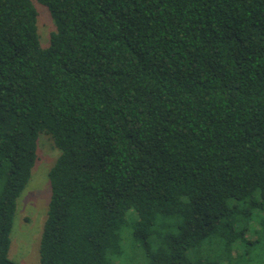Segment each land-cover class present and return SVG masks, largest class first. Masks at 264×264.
Instances as JSON below:
<instances>
[{
	"label": "trees",
	"instance_id": "trees-1",
	"mask_svg": "<svg viewBox=\"0 0 264 264\" xmlns=\"http://www.w3.org/2000/svg\"><path fill=\"white\" fill-rule=\"evenodd\" d=\"M41 136L39 264H264V0H0V264Z\"/></svg>",
	"mask_w": 264,
	"mask_h": 264
},
{
	"label": "rangeland",
	"instance_id": "rangeland-1",
	"mask_svg": "<svg viewBox=\"0 0 264 264\" xmlns=\"http://www.w3.org/2000/svg\"><path fill=\"white\" fill-rule=\"evenodd\" d=\"M37 10L38 32L43 46H47L55 24L45 7L37 4ZM57 155V150L53 148L49 138L41 136L38 160L32 169L27 186L17 199V211L11 233L9 257L19 264H39V241L51 195L48 170ZM255 253L261 258L264 246H258Z\"/></svg>",
	"mask_w": 264,
	"mask_h": 264
}]
</instances>
